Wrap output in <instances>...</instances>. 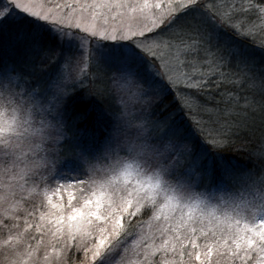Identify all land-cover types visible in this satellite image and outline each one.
Listing matches in <instances>:
<instances>
[{"label": "snow or ice", "instance_id": "1", "mask_svg": "<svg viewBox=\"0 0 264 264\" xmlns=\"http://www.w3.org/2000/svg\"><path fill=\"white\" fill-rule=\"evenodd\" d=\"M0 264H264V0H0Z\"/></svg>", "mask_w": 264, "mask_h": 264}, {"label": "trees", "instance_id": "2", "mask_svg": "<svg viewBox=\"0 0 264 264\" xmlns=\"http://www.w3.org/2000/svg\"><path fill=\"white\" fill-rule=\"evenodd\" d=\"M242 160L246 159V157H241Z\"/></svg>", "mask_w": 264, "mask_h": 264}]
</instances>
